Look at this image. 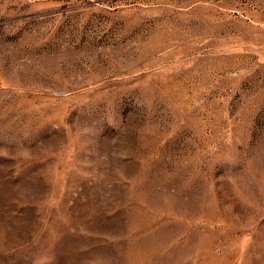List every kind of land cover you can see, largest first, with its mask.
<instances>
[{"label":"rangeland","instance_id":"1","mask_svg":"<svg viewBox=\"0 0 264 264\" xmlns=\"http://www.w3.org/2000/svg\"><path fill=\"white\" fill-rule=\"evenodd\" d=\"M0 264H264V0H0Z\"/></svg>","mask_w":264,"mask_h":264}]
</instances>
